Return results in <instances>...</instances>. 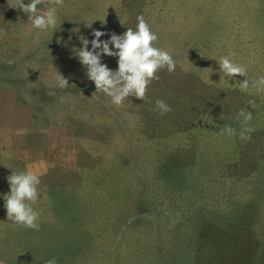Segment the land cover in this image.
Listing matches in <instances>:
<instances>
[{"label":"rangeland","instance_id":"rangeland-1","mask_svg":"<svg viewBox=\"0 0 264 264\" xmlns=\"http://www.w3.org/2000/svg\"><path fill=\"white\" fill-rule=\"evenodd\" d=\"M49 6L59 22L41 32L0 0V264H264L260 0H42L39 14ZM140 15L176 68L116 106L73 48ZM224 56L247 77L226 76ZM22 171L40 178L39 230L7 216L8 177Z\"/></svg>","mask_w":264,"mask_h":264},{"label":"clouds","instance_id":"clouds-1","mask_svg":"<svg viewBox=\"0 0 264 264\" xmlns=\"http://www.w3.org/2000/svg\"><path fill=\"white\" fill-rule=\"evenodd\" d=\"M16 3L18 9H22L28 15V21L34 29L46 32L57 28L59 17L56 7L49 6L43 14H39L41 10L38 6L42 0H29L27 4L24 0H16ZM56 4L62 5L63 0H56ZM92 35L94 37L92 40L80 36L82 47H74L73 51L79 58V62L86 68L87 77L94 82L97 91L110 97L112 104L116 106L122 105L131 96L142 100L152 81L159 79L157 73L160 70L167 68L169 73L175 71L176 62L172 54L154 46L159 37L143 15L137 16L135 29L128 28L122 35L113 33L107 40H101V37L108 35L103 31L96 30ZM71 39L70 36L69 41ZM104 56L117 57L118 68L110 69L106 63H103ZM219 66L228 77H247V69L234 63L228 56L220 59ZM68 85V80L61 75L58 79V87L65 88ZM253 87H256L258 91H264V76L254 81ZM240 88L241 90L249 88L247 78L240 82ZM155 106L162 114L172 110L163 100H157ZM241 115L245 121L252 119L250 112L242 111ZM224 131L230 135L236 134V130L231 127H226L222 130ZM246 131L250 133L254 129L248 128ZM240 138L251 139V136L241 132ZM8 183L10 193L3 197L8 219L26 228L39 230L40 214L32 206L39 199V176L27 171L12 172L8 177ZM47 264H58V261L52 258L47 261Z\"/></svg>","mask_w":264,"mask_h":264},{"label":"trees","instance_id":"trees-1","mask_svg":"<svg viewBox=\"0 0 264 264\" xmlns=\"http://www.w3.org/2000/svg\"><path fill=\"white\" fill-rule=\"evenodd\" d=\"M260 2H261V6H259V11H258V13L259 14H263L264 13V0H260ZM262 16H264V14L262 15ZM54 201L56 200V196L54 195Z\"/></svg>","mask_w":264,"mask_h":264}]
</instances>
